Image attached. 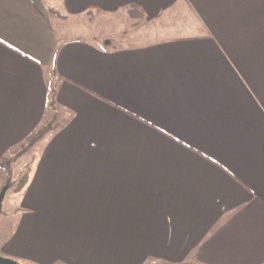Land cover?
Segmentation results:
<instances>
[{
    "label": "crops",
    "instance_id": "obj_1",
    "mask_svg": "<svg viewBox=\"0 0 264 264\" xmlns=\"http://www.w3.org/2000/svg\"><path fill=\"white\" fill-rule=\"evenodd\" d=\"M35 131L5 257L264 264V0H0L1 177Z\"/></svg>",
    "mask_w": 264,
    "mask_h": 264
},
{
    "label": "rangeland",
    "instance_id": "obj_2",
    "mask_svg": "<svg viewBox=\"0 0 264 264\" xmlns=\"http://www.w3.org/2000/svg\"><path fill=\"white\" fill-rule=\"evenodd\" d=\"M184 3V2H183ZM55 14V13H52ZM63 14V13H61ZM186 20L194 19V13H192L191 10L187 11ZM158 24L167 22V19L163 16L162 19L157 20ZM71 23L75 24V21H57L55 23L56 26L60 25V28L58 30L65 29L67 31H72V27H70ZM84 22H78L77 30H84L80 26L83 25ZM173 24H179V20L176 19L173 21ZM164 25V24H163ZM113 30V29H109ZM41 134L40 131L37 132L36 136H33V138H30V141H26L28 144L24 145L25 148V154L21 157L15 155L12 156L14 159L13 161L16 163L14 164L13 168L11 166V177L8 181L7 180V171L4 169L2 172L3 175L5 174V178L0 176V191L1 189L8 184V188L5 191L3 201L1 203V209H0V256L5 257L2 248L4 245V242L8 235L10 234V230L12 229L13 225V213L17 211L18 206H21L20 200H16V196L18 193V185L21 179V176L24 175V173L27 174L28 178H30V175L32 174L34 164H31L36 159L37 151L40 149V144L38 145V139L40 138ZM18 158H21L20 160ZM32 158L34 159L32 161ZM4 164V163H3ZM2 164V165H3ZM3 170V168H2ZM8 258V257H5Z\"/></svg>",
    "mask_w": 264,
    "mask_h": 264
},
{
    "label": "trees",
    "instance_id": "obj_3",
    "mask_svg": "<svg viewBox=\"0 0 264 264\" xmlns=\"http://www.w3.org/2000/svg\"><path fill=\"white\" fill-rule=\"evenodd\" d=\"M36 135H37L36 131L31 133L29 135L27 141L28 140L30 141V138H33V136H36ZM13 160L14 159L12 157L11 158H7V159L4 160V164H3L2 168H3V170L5 169L7 171V177H6L7 180L6 181H8L10 179V177H11V171H12L11 170V164H12ZM27 179H28V176H27L26 173H24V175L21 176V179H20V182H19V185H18V190H20L26 184Z\"/></svg>",
    "mask_w": 264,
    "mask_h": 264
},
{
    "label": "water",
    "instance_id": "obj_4",
    "mask_svg": "<svg viewBox=\"0 0 264 264\" xmlns=\"http://www.w3.org/2000/svg\"><path fill=\"white\" fill-rule=\"evenodd\" d=\"M7 188H8V184L5 185L0 191V209H1V203H2L3 198H4L5 191ZM0 264H18V263L16 261H14L13 259L0 256Z\"/></svg>",
    "mask_w": 264,
    "mask_h": 264
}]
</instances>
